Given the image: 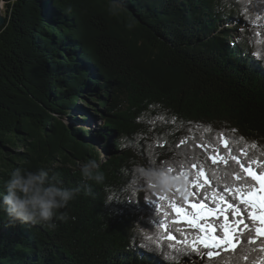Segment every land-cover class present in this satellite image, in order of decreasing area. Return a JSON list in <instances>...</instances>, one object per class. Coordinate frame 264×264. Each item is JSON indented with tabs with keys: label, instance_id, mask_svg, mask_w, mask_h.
<instances>
[{
	"label": "trees",
	"instance_id": "1",
	"mask_svg": "<svg viewBox=\"0 0 264 264\" xmlns=\"http://www.w3.org/2000/svg\"><path fill=\"white\" fill-rule=\"evenodd\" d=\"M246 3L6 5L0 27V192L17 167L43 169L80 192L60 210L69 219L54 218L55 230L11 223L0 210V264H200L195 256L165 259L170 249L145 239L158 235L154 224L146 231L155 213L145 198L164 194L168 185L154 178L159 173L145 164L139 144L159 139L165 147L154 151L179 160L190 145H168L236 129L228 132L235 141L264 148V47L248 42L256 30L245 24ZM248 15L255 19L252 9ZM89 161L98 165L102 182L82 179L79 167ZM224 171L219 165V174Z\"/></svg>",
	"mask_w": 264,
	"mask_h": 264
},
{
	"label": "snow or ice",
	"instance_id": "2",
	"mask_svg": "<svg viewBox=\"0 0 264 264\" xmlns=\"http://www.w3.org/2000/svg\"><path fill=\"white\" fill-rule=\"evenodd\" d=\"M249 9L255 12V19L248 15ZM262 9L264 0H247L242 12L245 24L256 30L248 42L264 47ZM155 123L153 120L149 131H155ZM187 131L191 134L192 129ZM229 131L234 133L236 129L222 130L217 136L200 140L185 136L178 144L168 145L177 150L190 145L180 153L179 160L154 151L165 147L166 142L159 139L139 144L145 164L156 169L160 183L171 181L164 194L145 198L150 212L155 213L150 216L146 231L151 233L154 224L158 233L145 239L154 247L170 249L164 253L165 259L195 256L200 264H240L241 260L244 264H264V148L243 137L239 138L244 141L241 144L228 135ZM195 149H200V153ZM221 164L225 166L223 175L218 172ZM148 187L156 185L149 183Z\"/></svg>",
	"mask_w": 264,
	"mask_h": 264
},
{
	"label": "clouds",
	"instance_id": "3",
	"mask_svg": "<svg viewBox=\"0 0 264 264\" xmlns=\"http://www.w3.org/2000/svg\"><path fill=\"white\" fill-rule=\"evenodd\" d=\"M15 0H0V17L6 14V5H12ZM98 165L94 161L83 163L79 172L84 180L97 183L103 181L104 176L97 171ZM158 179L159 174H154ZM170 181L165 182L168 184ZM80 192V188H65L57 179L50 178L43 169L32 172L20 167L9 174L4 183V191L0 192V210L8 217L11 223L41 224L49 230H55V219L67 221V212H60L68 206Z\"/></svg>",
	"mask_w": 264,
	"mask_h": 264
},
{
	"label": "rangeland",
	"instance_id": "4",
	"mask_svg": "<svg viewBox=\"0 0 264 264\" xmlns=\"http://www.w3.org/2000/svg\"><path fill=\"white\" fill-rule=\"evenodd\" d=\"M5 15H6V14H5ZM5 15L3 16L4 18H5ZM78 103L81 104V105L83 104V102H81V101H79ZM99 124H100V123H98V125H99ZM87 128H89V127H87ZM90 128H91V127H90ZM102 143H103V142H102ZM100 155H101L102 160L104 161V160H105L104 158H105L106 155H105L104 153H100Z\"/></svg>",
	"mask_w": 264,
	"mask_h": 264
},
{
	"label": "water",
	"instance_id": "5",
	"mask_svg": "<svg viewBox=\"0 0 264 264\" xmlns=\"http://www.w3.org/2000/svg\"><path fill=\"white\" fill-rule=\"evenodd\" d=\"M4 22H5L4 17H0V27L4 24Z\"/></svg>",
	"mask_w": 264,
	"mask_h": 264
}]
</instances>
